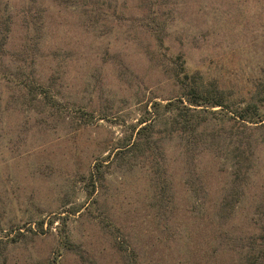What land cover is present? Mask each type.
Segmentation results:
<instances>
[{"label":"rangeland","instance_id":"374dc122","mask_svg":"<svg viewBox=\"0 0 264 264\" xmlns=\"http://www.w3.org/2000/svg\"><path fill=\"white\" fill-rule=\"evenodd\" d=\"M0 48V264H248L235 245L264 216V143L229 219L223 156L192 170L175 148L167 164L114 154L154 101L180 94L178 64L230 111L264 115V0H0Z\"/></svg>","mask_w":264,"mask_h":264},{"label":"trees","instance_id":"16d2710c","mask_svg":"<svg viewBox=\"0 0 264 264\" xmlns=\"http://www.w3.org/2000/svg\"><path fill=\"white\" fill-rule=\"evenodd\" d=\"M27 24L26 21L25 25ZM156 37L160 40L159 42L162 41L157 33ZM40 38L38 36V40L33 43L36 48ZM0 50L3 49L0 48ZM3 56L4 53L0 51V58ZM17 56V59L24 62L22 54ZM33 63L35 60L32 61L29 75L33 70ZM24 68L19 65L15 68L13 75H16L15 79L25 75L24 79H16L19 80L16 82L27 86L25 80L29 75L25 74ZM185 70L186 67L183 64H178L176 69L174 67L172 69L180 94L165 100V103L154 101L150 106L151 110H146L145 115H142L132 127L125 142L115 147L114 155L122 157L124 153H132L135 157L145 158L152 155L155 159L158 153L162 161L164 160L167 164L171 150L175 148L184 158L186 168L192 170L195 167L190 165H194L198 157L203 154L223 156L230 164L229 180L227 187L222 191L217 214L229 219L253 180L252 173L258 157L257 149L264 143V133L256 132L259 129H263L264 132L263 111L255 103L246 104L239 111H230L232 104L225 90L218 88L215 83L206 87L200 81L197 71ZM179 73L182 77H179ZM171 143L175 146L172 147ZM151 168L154 174H162L166 170V167L158 165V162H155ZM104 174L105 171L101 170L99 163L93 165L89 174L92 189L97 181L104 179ZM166 189H169V185ZM257 218V231L249 236V241L235 245L244 252L245 261L248 264H264V216L260 212ZM53 223L54 218L48 221V227H51ZM42 226L43 221L38 222V229L43 232ZM63 240L64 244L70 246V240L66 235H63ZM14 241L16 240H11V242ZM134 259L127 255V261L132 262Z\"/></svg>","mask_w":264,"mask_h":264}]
</instances>
